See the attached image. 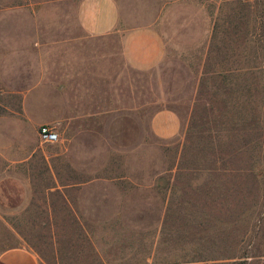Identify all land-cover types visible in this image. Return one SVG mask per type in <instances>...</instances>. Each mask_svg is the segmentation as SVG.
Instances as JSON below:
<instances>
[{"label": "rangeland", "instance_id": "1", "mask_svg": "<svg viewBox=\"0 0 264 264\" xmlns=\"http://www.w3.org/2000/svg\"><path fill=\"white\" fill-rule=\"evenodd\" d=\"M79 2L0 0V115L20 110L8 73L32 66L35 27L74 25ZM122 3L165 47L137 73L134 145L88 141V178L63 177L80 164L55 141L35 145L28 122L27 161L13 149L0 163V251L25 247L39 264H264V0ZM161 109L179 134L141 129Z\"/></svg>", "mask_w": 264, "mask_h": 264}, {"label": "crops", "instance_id": "2", "mask_svg": "<svg viewBox=\"0 0 264 264\" xmlns=\"http://www.w3.org/2000/svg\"><path fill=\"white\" fill-rule=\"evenodd\" d=\"M126 9L122 0H80L74 25L35 27L32 66L22 65L8 73L13 77L8 79L16 83L11 91L20 93L21 101L18 112L0 115V163L13 149L18 162L27 161L28 122H33L35 145L40 126L47 125L58 136L52 144L56 154L70 162L75 157L80 164L71 166L75 173L63 177L88 178L84 157L88 141H109L117 148L133 144L137 73L159 65L165 47L149 20H129ZM25 58L29 60L27 54ZM34 70L35 114L25 104L27 81ZM141 129L170 138L182 131L183 122L174 111L161 109ZM48 155L51 160L52 154ZM54 173L49 175L56 178ZM0 264H39V260L25 247H12L0 251Z\"/></svg>", "mask_w": 264, "mask_h": 264}, {"label": "built area", "instance_id": "3", "mask_svg": "<svg viewBox=\"0 0 264 264\" xmlns=\"http://www.w3.org/2000/svg\"><path fill=\"white\" fill-rule=\"evenodd\" d=\"M39 137L45 142H54L58 136L49 126L42 125L39 128Z\"/></svg>", "mask_w": 264, "mask_h": 264}]
</instances>
